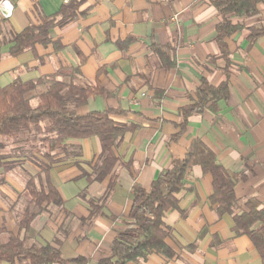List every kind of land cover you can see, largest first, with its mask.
<instances>
[{"label": "crops", "instance_id": "1", "mask_svg": "<svg viewBox=\"0 0 264 264\" xmlns=\"http://www.w3.org/2000/svg\"><path fill=\"white\" fill-rule=\"evenodd\" d=\"M76 1L80 3L76 19L52 30L53 40L63 49L37 45L12 56L18 34L42 16L60 14L71 0H0L6 8L12 7L9 18L0 12V86L79 68L83 83L100 82L106 90L105 96L91 98L79 113L121 109L130 113L114 118L139 128L115 147L122 164L115 170L117 183L105 202L100 199L110 177L92 184L85 177L94 172L100 156L98 140L67 142L68 150L59 154L51 171L64 203L35 219L30 243L45 246L58 239L64 259L83 256L90 264L97 263L125 228L133 185L149 188L196 139L215 153L227 171L246 177L236 183L238 198H256L264 205V34L253 44L247 31L227 39L232 60L228 101L220 102L217 112L206 109L191 117L182 137L172 141L179 133V109L194 103L197 88L205 81L218 86L226 79L222 62L216 61L222 56L216 39L221 16L212 0ZM242 21L247 27H264V4L258 14ZM156 47L173 51L174 69L164 67ZM80 56L85 58L83 65ZM13 172L3 176L0 171L6 182L0 184V244L19 236L17 214L30 200L25 182L14 178ZM212 183L210 175L194 167L187 179L192 190L178 195L182 211L193 206L189 215L184 218L172 210L166 214L171 227L167 242L174 251L170 260L150 255L129 264H263L252 241L235 235L233 217L218 219L209 202ZM91 201L98 204L93 216Z\"/></svg>", "mask_w": 264, "mask_h": 264}, {"label": "trees", "instance_id": "2", "mask_svg": "<svg viewBox=\"0 0 264 264\" xmlns=\"http://www.w3.org/2000/svg\"><path fill=\"white\" fill-rule=\"evenodd\" d=\"M79 2H71L62 8L56 16H42L37 24H31L13 40L12 56L32 51L37 45H53L57 50L64 47L55 42L52 30L67 25L77 17ZM218 10L221 21L217 25V43L222 56V70L226 79L218 86L206 81L196 90L194 103L179 109V121L176 127L179 133L172 137L177 141L185 133L189 119L201 115L206 109L220 110L219 103L227 102L230 97L229 77L232 66L227 39L247 31V39L255 43L263 34L264 27H247L242 21L259 12L264 0H212ZM237 19V20H234ZM130 42V41H128ZM128 44V43H125ZM123 49L124 44H118ZM155 53L164 67H176L175 54L170 49L156 47ZM81 64L85 58L80 56ZM106 90L100 82L85 84L81 81L79 68L71 73L58 71L47 77L22 82L15 80L6 87L0 86V171L8 175L21 164L33 162L37 173L30 175L24 171L25 188L30 197L29 204L17 214L19 236L0 244V262L9 264H90L86 257L64 259L61 241L45 246L30 243L29 230L35 219L44 213H50L52 207L62 206L64 200L51 180V171L58 162L60 153L68 150L69 140L97 139L101 153L94 172L85 176L88 184L102 182L110 177V184L101 202L107 201L117 183L115 170L120 162L115 147L123 143L128 133L139 128L135 123H123L116 115L130 112L121 109H109L104 112H90L81 115L79 110L85 107L91 98L105 96ZM130 167V163L123 164ZM24 166V165H23ZM194 167H200L204 175L213 179L212 194L209 202L218 219L230 215L234 219L233 231L237 237L247 236L258 250L264 264V205L256 198L242 200L238 198L235 187L243 175L237 177L227 171L201 139L192 142L183 158L172 159L168 168L163 169L149 188L135 183L133 185V206L125 228L118 232L109 254L95 264H129L150 255H158L166 260L174 256L168 245L171 227L165 217L169 211H179L187 217L191 211L180 209L178 195L192 190L187 179ZM4 177L0 184H5ZM99 201V202H100ZM92 216L97 213L98 204L91 201Z\"/></svg>", "mask_w": 264, "mask_h": 264}, {"label": "rangeland", "instance_id": "3", "mask_svg": "<svg viewBox=\"0 0 264 264\" xmlns=\"http://www.w3.org/2000/svg\"><path fill=\"white\" fill-rule=\"evenodd\" d=\"M28 162H29V164H21V167L18 166L15 168V172H13L15 174V176H13V177L19 178L18 181L21 180V182H25L24 181L25 177L23 174L24 171L29 173L30 175L36 174L35 167L33 166V162H31V161H28ZM26 194L28 195L27 191H26Z\"/></svg>", "mask_w": 264, "mask_h": 264}, {"label": "built area", "instance_id": "4", "mask_svg": "<svg viewBox=\"0 0 264 264\" xmlns=\"http://www.w3.org/2000/svg\"><path fill=\"white\" fill-rule=\"evenodd\" d=\"M4 3L5 2L0 3V12H1L2 16L9 18L12 15V7L10 6V8H6L4 6Z\"/></svg>", "mask_w": 264, "mask_h": 264}, {"label": "clouds", "instance_id": "5", "mask_svg": "<svg viewBox=\"0 0 264 264\" xmlns=\"http://www.w3.org/2000/svg\"><path fill=\"white\" fill-rule=\"evenodd\" d=\"M9 8H10V5H9Z\"/></svg>", "mask_w": 264, "mask_h": 264}]
</instances>
